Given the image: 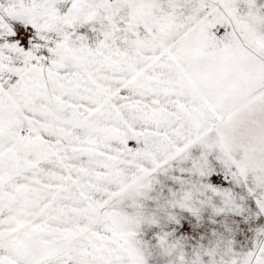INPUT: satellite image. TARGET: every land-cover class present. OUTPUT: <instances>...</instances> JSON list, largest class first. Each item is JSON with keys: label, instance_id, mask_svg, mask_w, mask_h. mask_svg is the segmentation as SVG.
Wrapping results in <instances>:
<instances>
[{"label": "snow or ice", "instance_id": "obj_1", "mask_svg": "<svg viewBox=\"0 0 264 264\" xmlns=\"http://www.w3.org/2000/svg\"><path fill=\"white\" fill-rule=\"evenodd\" d=\"M0 264H264V0H0Z\"/></svg>", "mask_w": 264, "mask_h": 264}]
</instances>
